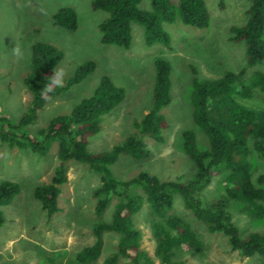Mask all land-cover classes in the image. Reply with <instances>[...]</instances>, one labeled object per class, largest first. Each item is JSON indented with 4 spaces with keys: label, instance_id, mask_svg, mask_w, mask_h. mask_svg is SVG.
<instances>
[{
    "label": "rangeland",
    "instance_id": "374dc122",
    "mask_svg": "<svg viewBox=\"0 0 264 264\" xmlns=\"http://www.w3.org/2000/svg\"><path fill=\"white\" fill-rule=\"evenodd\" d=\"M93 0H0V117L16 122L26 112L30 95L23 85L29 71L31 47L37 42L48 43L63 54L55 71L62 72L64 88L78 66L89 61L95 69L84 79L63 89L49 99L37 112L35 121L22 131L37 138L56 116L69 115L73 107L89 97L99 80L108 77L122 88L125 97L109 114L103 116L99 132L88 138L89 153L110 150L128 136L137 133L134 122L139 121L152 105L154 84L153 58L161 56L171 65L172 102L161 113L167 121L163 132L164 142L144 139L148 155L136 160L121 156L110 167L118 180H129L141 172L157 176L161 181L186 182L191 179L194 167L181 148V132H195L200 149L207 147L202 131L192 121L190 93L192 79H214L229 70L240 71L244 66V47L230 41L231 26L242 25L247 18L248 2L244 0H204L210 22L203 30H197L180 22L165 24L171 37L168 47L144 43L143 29L131 25L132 40L129 48L101 43L99 23L106 17L101 11H93ZM149 0H143L139 8L148 10ZM62 8H72L77 14L74 31L56 26L53 15ZM19 45L24 58L18 59L13 48ZM264 72V69H261ZM252 70H248L250 74ZM238 102L258 110H264V99L237 98ZM253 180L264 176V160L255 152L250 155ZM57 164V143H52L45 156L29 149L10 148L0 142V183L13 181L20 187L11 204L0 207L4 223L0 226V264H74L76 254L94 242L92 229L99 221L109 222L115 200L100 218L94 214L93 191L99 186V175L77 162L67 166V182L60 187L58 211L50 218L33 197L36 186L48 184ZM227 173L218 172L202 192L205 201L224 193ZM232 220L241 236L264 231V218L256 220L242 211L241 205L230 204ZM172 214L182 218L196 233L203 244L199 254L183 248L175 250L173 261L184 264H261L262 258L242 257L232 251L220 234H210L206 226L196 220L184 208L182 199L175 195ZM153 216L144 204L133 217L141 232V248L154 257L155 239L152 234ZM103 251L92 264H104V260L116 251L118 235L103 234ZM118 264H131L121 259ZM157 264V262H156Z\"/></svg>",
    "mask_w": 264,
    "mask_h": 264
},
{
    "label": "trees",
    "instance_id": "16d2710c",
    "mask_svg": "<svg viewBox=\"0 0 264 264\" xmlns=\"http://www.w3.org/2000/svg\"><path fill=\"white\" fill-rule=\"evenodd\" d=\"M143 0H93L91 9L101 11L106 17L99 23L101 43L129 48L132 40L131 25L143 29L144 43L151 47L159 44L168 47L171 37L165 24L182 25L203 30L208 28L210 15L204 0H149L148 10L139 8ZM248 2L246 21L231 26L230 41L244 47L245 66L238 72L225 71L214 79H192L190 105L192 121L207 141L200 149L195 132H181V148L194 167L190 180L161 181L157 176L141 172L129 180H118L110 167L121 156L141 160L148 155L144 139L164 142L163 132L168 124L161 111L171 104V65L161 56L153 58L155 70L152 105L149 111L134 122L137 133L125 138L110 150L89 153L88 138L96 135L103 116L123 102L125 92L108 77H102L93 93L78 102L69 115L52 118L47 126L32 138L23 129L32 124L37 112L45 103L72 84H76L95 69L94 62L78 66L74 76L64 88L53 83L55 68L63 58L56 47L37 42L31 47L29 71L23 85L30 95L26 112L13 122L0 117V142L10 148L29 149L45 156L54 142L57 143V164L48 184L36 186L33 197L47 217L58 211L60 187L67 182L70 162L86 165L99 175V186L93 191L94 214L100 218L115 200L109 222L94 224V242L82 248L74 264H92L103 251V234L118 235L116 251L104 264H118L127 259L131 264H184L175 263V250L185 249L199 254L203 244L196 233L180 217L172 214L173 199L179 195L184 208L206 226L210 234L222 235L232 251L250 258L259 256L264 264V231L241 236L232 220L230 204L241 205L242 211L252 219L264 218V176L253 180L250 155L255 152L264 160V110L249 108L238 102L260 96L264 99V0ZM53 22L63 29L77 28V14L72 8H62L53 15ZM248 70H252L248 74ZM51 91H47V88ZM221 171L227 173L224 193L205 201L202 192L212 178ZM20 187L13 181L0 183V207L11 204ZM146 204L152 216V234L156 245L154 257L141 248L142 235L136 229L133 217ZM4 223L0 213V226Z\"/></svg>",
    "mask_w": 264,
    "mask_h": 264
},
{
    "label": "clouds",
    "instance_id": "9594fccd",
    "mask_svg": "<svg viewBox=\"0 0 264 264\" xmlns=\"http://www.w3.org/2000/svg\"><path fill=\"white\" fill-rule=\"evenodd\" d=\"M13 54L18 58V59H23L24 58V55H23V52L21 50V47L19 45H16L14 48H13ZM62 76H63V73L62 72H57L54 74V79H53V83H55L56 85L58 86H62L63 84V81H62ZM47 91H51V88H47Z\"/></svg>",
    "mask_w": 264,
    "mask_h": 264
}]
</instances>
